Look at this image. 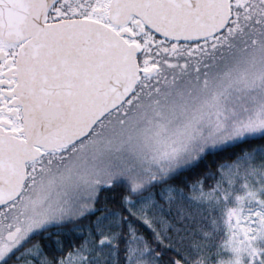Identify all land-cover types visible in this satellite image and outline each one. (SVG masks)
<instances>
[{"label": "snow or ice", "instance_id": "snow-or-ice-1", "mask_svg": "<svg viewBox=\"0 0 264 264\" xmlns=\"http://www.w3.org/2000/svg\"><path fill=\"white\" fill-rule=\"evenodd\" d=\"M0 264H264V0H0Z\"/></svg>", "mask_w": 264, "mask_h": 264}]
</instances>
